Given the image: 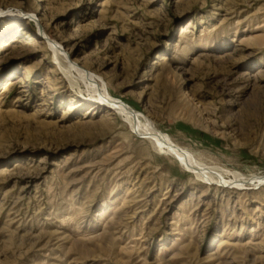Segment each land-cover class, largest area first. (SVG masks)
<instances>
[{
	"label": "rangeland",
	"instance_id": "374dc122",
	"mask_svg": "<svg viewBox=\"0 0 264 264\" xmlns=\"http://www.w3.org/2000/svg\"><path fill=\"white\" fill-rule=\"evenodd\" d=\"M263 178L264 0H0V264H264Z\"/></svg>",
	"mask_w": 264,
	"mask_h": 264
},
{
	"label": "bare ground",
	"instance_id": "6f19581e",
	"mask_svg": "<svg viewBox=\"0 0 264 264\" xmlns=\"http://www.w3.org/2000/svg\"><path fill=\"white\" fill-rule=\"evenodd\" d=\"M8 14L10 15V13ZM44 34L46 36H49L46 30H44ZM50 46L55 52V58H59V64L63 66L60 60L65 56L63 55L64 53L62 54V48L58 47L54 43ZM67 57L68 56H65V58ZM69 67L70 69L76 70L75 72L79 73L78 76L87 82L86 85H88V92L94 97L93 99H96L98 102L102 103L103 107L109 108L111 111H115L116 113H121L130 122H133L139 132L146 134L159 147L166 148L171 155L176 157V159L182 166H184L190 172L194 173L196 177L206 182L217 184L224 188H228L230 186L233 187L235 185L243 186V184L240 182V180L243 178L241 177L240 173L232 172L230 170H224L220 167H210L207 164L202 163L201 161L197 160L191 152L177 145L170 138V136L159 131L150 119L145 117L139 111L133 109V107H130L123 101L119 100V98L116 99L115 97H113L108 91L104 80L103 85L98 82V78L95 76L96 73H88L86 70H83L74 63H70ZM224 173L234 176V180L226 178L224 175H222Z\"/></svg>",
	"mask_w": 264,
	"mask_h": 264
}]
</instances>
